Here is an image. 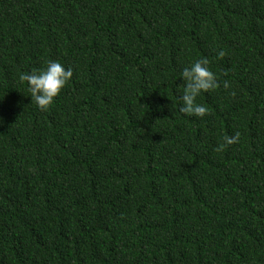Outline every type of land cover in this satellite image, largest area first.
<instances>
[{
	"label": "trees",
	"instance_id": "16d2710c",
	"mask_svg": "<svg viewBox=\"0 0 264 264\" xmlns=\"http://www.w3.org/2000/svg\"><path fill=\"white\" fill-rule=\"evenodd\" d=\"M0 264H264V0H0Z\"/></svg>",
	"mask_w": 264,
	"mask_h": 264
},
{
	"label": "clouds",
	"instance_id": "9594fccd",
	"mask_svg": "<svg viewBox=\"0 0 264 264\" xmlns=\"http://www.w3.org/2000/svg\"><path fill=\"white\" fill-rule=\"evenodd\" d=\"M218 55L223 56L221 50ZM209 61L201 57L183 68L180 77L184 81L183 94L178 97L180 101L179 110L186 115L204 116L207 108L196 102V98L202 93L217 87L215 74L208 67ZM72 68H65L60 62L50 60L46 66L38 71L28 73L21 78L27 82L31 99L35 101L38 108L46 110L59 94L60 90L70 80ZM228 82H224V87L228 88ZM238 133L231 137L224 138V144L217 146V150H222L226 144L235 143Z\"/></svg>",
	"mask_w": 264,
	"mask_h": 264
}]
</instances>
